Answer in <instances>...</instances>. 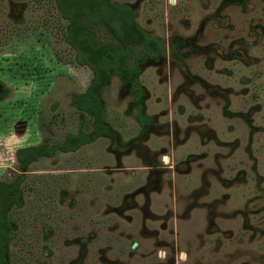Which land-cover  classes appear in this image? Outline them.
Here are the masks:
<instances>
[{
    "label": "rangeland",
    "instance_id": "1",
    "mask_svg": "<svg viewBox=\"0 0 264 264\" xmlns=\"http://www.w3.org/2000/svg\"><path fill=\"white\" fill-rule=\"evenodd\" d=\"M113 1L166 42L140 76L153 123L143 133L114 76L112 138L25 172L11 263L264 264V0ZM58 13L0 0V181L21 173L20 148L91 129L71 99L92 72Z\"/></svg>",
    "mask_w": 264,
    "mask_h": 264
},
{
    "label": "trees",
    "instance_id": "2",
    "mask_svg": "<svg viewBox=\"0 0 264 264\" xmlns=\"http://www.w3.org/2000/svg\"><path fill=\"white\" fill-rule=\"evenodd\" d=\"M55 4L58 14L68 23L64 41L75 52L76 64L89 68L93 74L87 89L73 94L71 99L81 116L90 117L92 126L87 131L81 123L79 132L67 134L62 142L43 141L17 150L21 173L13 180L0 181V264H12L11 246L17 230L12 213L25 202V172L45 157L75 153L100 138H112L104 92L114 76L129 87L140 126L151 123L152 118L145 113L140 76L149 61L159 62L167 54L166 42L147 32L129 5L113 0H55ZM176 49V44L171 45L173 56ZM0 87L3 101L9 88L4 83Z\"/></svg>",
    "mask_w": 264,
    "mask_h": 264
},
{
    "label": "flooded vegetation",
    "instance_id": "3",
    "mask_svg": "<svg viewBox=\"0 0 264 264\" xmlns=\"http://www.w3.org/2000/svg\"><path fill=\"white\" fill-rule=\"evenodd\" d=\"M126 5H129V4H126ZM129 6H131V5H129ZM131 7L133 8V6H131ZM133 9H134V8H133ZM166 50H167V48H166ZM166 50H165V51H166ZM176 50H177V49H176ZM176 50H175V51H176ZM169 51H170V50H169ZM170 54H171V51H170ZM171 55H172V54H171ZM175 55H176V53H175ZM175 55H174V57H175ZM172 56H173V55H172ZM166 57H167V54H166ZM166 57H165V58H166ZM165 58H164V59H165ZM162 60H163V59H162ZM1 89H2V88H1ZM0 93H1V92H0ZM3 101H4V100H3ZM228 114H230V113H228ZM231 115H232V114H231ZM151 118H152V117H151ZM135 119H136V118H135ZM152 121H153V119H152ZM152 121H151V123H149L148 125L142 127V128H143V133L147 134V133L149 132V129H148V128H149V127L151 126V124L153 123ZM139 125H140V124H139Z\"/></svg>",
    "mask_w": 264,
    "mask_h": 264
},
{
    "label": "crops",
    "instance_id": "4",
    "mask_svg": "<svg viewBox=\"0 0 264 264\" xmlns=\"http://www.w3.org/2000/svg\"><path fill=\"white\" fill-rule=\"evenodd\" d=\"M92 76H93V74H92Z\"/></svg>",
    "mask_w": 264,
    "mask_h": 264
}]
</instances>
